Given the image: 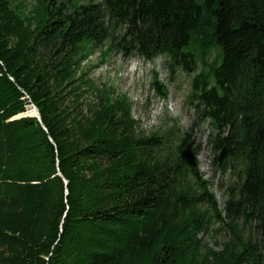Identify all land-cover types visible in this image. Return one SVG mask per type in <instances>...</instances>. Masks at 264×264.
I'll use <instances>...</instances> for the list:
<instances>
[{
  "label": "trees",
  "instance_id": "obj_1",
  "mask_svg": "<svg viewBox=\"0 0 264 264\" xmlns=\"http://www.w3.org/2000/svg\"><path fill=\"white\" fill-rule=\"evenodd\" d=\"M108 42L102 60L201 66L191 103L216 172L237 176L222 205L180 164L184 144L199 154L188 134L164 155L173 133H140L87 77ZM216 223L219 250L202 240ZM0 264H264V0H0Z\"/></svg>",
  "mask_w": 264,
  "mask_h": 264
},
{
  "label": "rangeland",
  "instance_id": "obj_2",
  "mask_svg": "<svg viewBox=\"0 0 264 264\" xmlns=\"http://www.w3.org/2000/svg\"><path fill=\"white\" fill-rule=\"evenodd\" d=\"M30 11L35 6V0H23ZM87 3L88 0H80ZM99 1V0H98ZM96 49L89 60L84 63L87 77L96 87L115 92V97L126 96L131 103V114L139 122V132L145 136L155 133H169V146L164 150V155L177 156V146L184 135H189L195 146L199 147V170L203 178L210 182L211 190L217 201L222 205L226 200V192L231 183L237 180L232 171L216 172L212 162L215 157L209 146L212 128L209 121L200 119L195 104H192V81L200 72L191 75L178 68L173 74L167 64L166 57H159L154 61H147L137 55L125 57L119 50L112 52L105 60L102 55L108 48ZM216 52L211 54L213 61ZM158 82L165 87L167 97L157 92ZM84 113H88V104L97 105L96 93L84 94ZM33 109L28 107L26 114L34 117ZM228 233L216 223L202 235L204 244L219 250L216 241L224 243Z\"/></svg>",
  "mask_w": 264,
  "mask_h": 264
},
{
  "label": "water",
  "instance_id": "obj_3",
  "mask_svg": "<svg viewBox=\"0 0 264 264\" xmlns=\"http://www.w3.org/2000/svg\"><path fill=\"white\" fill-rule=\"evenodd\" d=\"M35 107V106H34ZM34 110L36 111V114H34V117H37L40 119V113L38 109L35 107ZM24 116H28L27 114H23L16 119L22 118ZM226 149H224L219 157V162L222 163L225 157ZM180 164L183 167H187L191 171L196 172L199 169V162H198V156L194 152V144L192 142L184 144L181 147L180 150Z\"/></svg>",
  "mask_w": 264,
  "mask_h": 264
}]
</instances>
